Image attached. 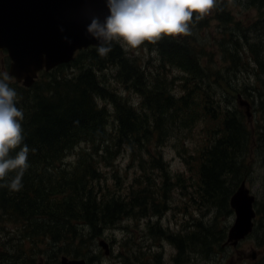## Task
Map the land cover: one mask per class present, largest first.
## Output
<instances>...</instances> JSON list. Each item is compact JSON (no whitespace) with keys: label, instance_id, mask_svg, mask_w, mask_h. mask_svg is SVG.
Wrapping results in <instances>:
<instances>
[{"label":"trees","instance_id":"1","mask_svg":"<svg viewBox=\"0 0 264 264\" xmlns=\"http://www.w3.org/2000/svg\"><path fill=\"white\" fill-rule=\"evenodd\" d=\"M248 5L262 7L264 0H248ZM219 8L225 15L218 17L222 23L235 22L225 7ZM232 37L239 38L242 44L232 41ZM232 42H236L237 47L232 48ZM220 44L222 55L229 62L222 67L227 72L214 71L217 68L211 71L210 67L202 65L201 53L208 52L199 46L194 36H165L155 46L145 42V46L151 48L159 46L157 49L162 54L163 63L170 62L184 71L187 93L181 97H176L165 76L156 74V78L152 77L139 57H130L119 40L112 42V51L104 57L98 54L97 46L79 50L71 62L41 71L30 87L9 76L10 58L7 50H0V79L5 73L8 75L6 82L16 90L17 107L24 113L21 121L24 140L20 147L27 144L30 148L23 187L19 191L0 188V216L22 222L29 242L36 243V239L45 238L47 244L53 248L57 246L56 251L62 254L87 258L88 252L93 250L95 238L124 215L151 212L159 215L166 207L156 201L152 181L137 191L133 190L127 198L100 196L93 183L101 177V146H105V153H111L114 145L119 149L126 145L141 146L142 151L143 148L150 151L152 142L156 147L163 145L177 121L190 126L199 117L201 107L208 117L220 120L221 125L213 128L217 130L212 142L202 148L197 157L200 182L196 194L201 195L203 203L218 206L221 214L231 213L233 191L229 177L237 174L245 161L242 154L248 145L249 133L241 115L246 111L245 107H237L238 104L236 107L242 112L238 114L233 112L234 107L230 104L227 108L215 105L213 86L226 82L232 88L234 99L241 94L252 98L248 101L250 104H264V90L260 89V83H264V41L261 35L249 39L243 34L242 38L235 30L229 29L222 31ZM110 65L117 67L113 76L118 83L142 96L140 108L124 100L111 81L102 79L100 73ZM241 67H244L248 81L254 77L258 83L253 86L236 83L230 76ZM232 70L236 71L232 73ZM221 73L226 77L223 78ZM108 104L114 106L115 135L108 133L107 129L112 115ZM82 144L85 146L81 147ZM77 147L80 150L76 163L68 167L65 158ZM161 156L153 157L151 162L164 165ZM13 175L15 173H10L9 178ZM219 221L215 217L208 224L204 221L197 223L203 234L201 244L206 253L211 251L209 244L225 239V230L218 225ZM200 232L190 231L187 238L194 245L200 244ZM175 235L169 233L168 238L183 252L186 248L184 236L181 233ZM90 258L88 260H92ZM54 260L59 264L57 256ZM0 261L6 264H44L33 254L9 253L3 249L0 250Z\"/></svg>","mask_w":264,"mask_h":264},{"label":"rangeland","instance_id":"2","mask_svg":"<svg viewBox=\"0 0 264 264\" xmlns=\"http://www.w3.org/2000/svg\"><path fill=\"white\" fill-rule=\"evenodd\" d=\"M220 6L225 7L232 14L234 23L224 24L219 20L218 17L224 15L220 13L222 12ZM258 10L264 11L262 7L248 5V0H218L217 8L207 16L197 20L194 14L193 22L190 25L191 36L196 37L199 46L208 52V54L201 53L202 65L210 67L211 71L217 68L214 71L227 72L222 69L224 65L229 64L222 55L223 48L220 44L222 31L232 29L242 38L245 34L249 39H254L255 32L252 31L250 24L256 22L259 27L255 31L264 36V27L262 26V24L264 25V13H259ZM261 39L264 41V37ZM235 40L240 45L242 44L239 38L232 37V41ZM119 41L130 57L140 58L141 63L147 67L152 77L156 78V74L165 76L176 93V97L187 93V87L184 85V71L170 62L163 63L161 53L157 49L159 46L151 48L143 44L139 48H131L124 41ZM236 42H232V48L235 47ZM152 45L155 46V44ZM116 68V66L110 65L102 71L100 73L102 79L107 82L111 81L113 86L118 88V93L124 100L132 102L140 108L142 96L133 89L128 90L123 83L119 82V84L116 81L113 76ZM237 70L239 71L232 76H230L231 72L228 73L236 83L240 85L249 83L251 86L258 83L254 77L247 80L244 67ZM234 71L236 70H232V73ZM222 76L226 77L224 74ZM262 77L264 78V75ZM211 81L214 82V79ZM113 86L110 85V87ZM260 89L264 90V83H260ZM212 96L215 105L227 108V105L230 104L231 107H234L233 112L242 113L237 108L241 107L238 97L242 95L238 94L234 99L232 88L228 83L214 85ZM242 97L248 101L252 100L250 97ZM104 101V99L101 101L102 104ZM260 103H251L249 115L246 112L241 115L247 123L246 127L249 133L248 145L242 154V160L245 161L241 170H238L239 173L232 174V178L231 175L229 177V183L232 181L233 192L245 178L246 185L256 198L254 229L246 238L241 239L235 245L231 243L232 247L226 245L230 227L235 219L234 211L227 215L221 214L218 206L203 203L201 195L196 194L200 182V163L197 157L200 156L202 148L212 142L213 135L217 130L213 128L221 125L220 120L208 117L204 108L201 107L199 117L192 121L190 126L177 121L163 145L156 147L152 142L150 151L145 148L142 151L141 146L126 145L119 149L114 145L111 147V153H105V146H101L99 151V154L103 155L101 158L99 157L101 177L93 183L100 196L106 197L107 194L109 197L127 198L133 190L137 191L143 188L144 184L148 185L152 181L155 184L152 191L156 201L162 202L166 207L159 215L152 212L141 213L142 215L132 213L124 215L115 224L106 228L102 235L95 238L92 245L93 250L88 252L89 256L86 259L88 260L91 256L92 260H88L91 264H255L259 253L260 257H264V104ZM236 104L239 106L236 107ZM109 105L112 115L109 117L107 129L108 133L115 135L117 128L114 127V106ZM191 109L193 111V108ZM79 150L80 147H77L66 156L65 162L68 167L76 163ZM160 156L163 157L164 165L151 162L153 157ZM215 217L220 219L218 225L225 230V239L220 243L215 241V243L209 244L211 251L206 253L204 251L206 248L201 244L203 234L200 232L201 229L197 228V223L204 221L208 224ZM22 227V222L10 221L8 218L0 216V228H3L0 231L1 251L3 249L9 253L33 254L44 264H55V256L60 262L62 255H66L61 251H56L58 250L57 246L53 248V245L51 247V244H47L45 238L41 241L36 239V243L29 242V238L25 237L26 230H23ZM190 231L200 232L198 234L201 239L200 244L194 245L189 241L187 235ZM169 233L176 234L175 236L181 233L184 236L186 248L183 252H180L177 245L168 238ZM101 239H106L109 242L110 254H105L104 249L100 246ZM252 253H256L254 259H252L254 257ZM0 264L6 263L0 261Z\"/></svg>","mask_w":264,"mask_h":264},{"label":"water","instance_id":"3","mask_svg":"<svg viewBox=\"0 0 264 264\" xmlns=\"http://www.w3.org/2000/svg\"><path fill=\"white\" fill-rule=\"evenodd\" d=\"M108 14L106 0H0V50H7L11 60L9 75L32 86L39 71L70 62L78 49L98 45L88 25L94 16L103 21ZM239 104L249 115L248 101L239 99ZM254 200L242 181L230 198L235 220L226 243L235 245L252 231ZM99 244L110 254L106 239ZM60 264H87V260L63 255Z\"/></svg>","mask_w":264,"mask_h":264},{"label":"clouds","instance_id":"4","mask_svg":"<svg viewBox=\"0 0 264 264\" xmlns=\"http://www.w3.org/2000/svg\"><path fill=\"white\" fill-rule=\"evenodd\" d=\"M217 3L218 0H106L109 14L103 21L94 16L87 30L99 41L97 52L104 57L112 51L115 40L139 48L165 36H189L194 14L199 20L216 9ZM8 79L6 73L0 79V188L19 191L29 167L30 148L27 144L20 147L24 113L17 107V92L6 82ZM13 152L15 155H11ZM10 173L15 175L9 178Z\"/></svg>","mask_w":264,"mask_h":264},{"label":"flooded vegetation","instance_id":"5","mask_svg":"<svg viewBox=\"0 0 264 264\" xmlns=\"http://www.w3.org/2000/svg\"><path fill=\"white\" fill-rule=\"evenodd\" d=\"M262 8L264 9V6H262ZM264 20V19H263ZM262 26L264 27V25L262 24ZM250 27H251V29H252V31L253 32H255V36L256 35H261V37H264L262 34H260V33H257L255 30L259 27V24L258 23H256V22H253V23H251L250 24ZM245 180V182H246V179L245 178H243L242 180H241V182L242 181H244ZM170 239V238H169ZM226 243V242H225ZM226 245H231V247H232V244L231 243H226ZM178 248V247H177ZM180 251V250H179ZM253 255H254V257L252 258V259H254L255 258V256H256V253H252ZM251 254V255H252ZM257 254H258V252H257ZM260 254V253H259ZM259 254H258V256H257V258H256V262H255V264H264V257H260L259 256ZM87 260V259H86ZM87 264H91L88 260H87Z\"/></svg>","mask_w":264,"mask_h":264},{"label":"bare ground","instance_id":"6","mask_svg":"<svg viewBox=\"0 0 264 264\" xmlns=\"http://www.w3.org/2000/svg\"><path fill=\"white\" fill-rule=\"evenodd\" d=\"M239 99H243V97L242 96H239L238 97V102H239ZM240 105V104H239ZM241 106V105H240ZM250 108H251V104L249 103V110H250Z\"/></svg>","mask_w":264,"mask_h":264}]
</instances>
